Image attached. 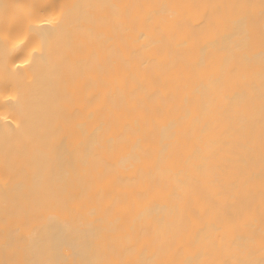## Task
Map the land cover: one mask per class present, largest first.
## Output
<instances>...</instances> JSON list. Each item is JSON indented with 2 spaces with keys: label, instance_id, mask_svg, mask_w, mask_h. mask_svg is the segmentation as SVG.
Masks as SVG:
<instances>
[{
  "label": "bare ground",
  "instance_id": "bare-ground-1",
  "mask_svg": "<svg viewBox=\"0 0 264 264\" xmlns=\"http://www.w3.org/2000/svg\"><path fill=\"white\" fill-rule=\"evenodd\" d=\"M261 226L264 0H0V264H264Z\"/></svg>",
  "mask_w": 264,
  "mask_h": 264
},
{
  "label": "rangeland",
  "instance_id": "rangeland-1",
  "mask_svg": "<svg viewBox=\"0 0 264 264\" xmlns=\"http://www.w3.org/2000/svg\"><path fill=\"white\" fill-rule=\"evenodd\" d=\"M244 234H245V236L253 238L252 240L262 239V238H264V226H261L260 228H255L252 230L248 229L247 233L244 232ZM249 256H250V254H248L245 245L242 246V249L240 250L241 260L244 258L249 260ZM227 264H229V263L227 262Z\"/></svg>",
  "mask_w": 264,
  "mask_h": 264
}]
</instances>
